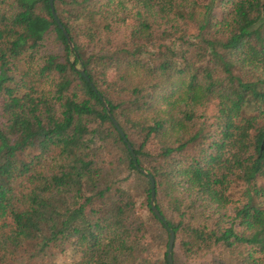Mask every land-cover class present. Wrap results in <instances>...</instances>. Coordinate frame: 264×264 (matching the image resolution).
<instances>
[{
  "label": "trees",
  "instance_id": "16d2710c",
  "mask_svg": "<svg viewBox=\"0 0 264 264\" xmlns=\"http://www.w3.org/2000/svg\"><path fill=\"white\" fill-rule=\"evenodd\" d=\"M52 5L0 0V264H167L98 96L172 264H264V0Z\"/></svg>",
  "mask_w": 264,
  "mask_h": 264
},
{
  "label": "water",
  "instance_id": "95a60500",
  "mask_svg": "<svg viewBox=\"0 0 264 264\" xmlns=\"http://www.w3.org/2000/svg\"><path fill=\"white\" fill-rule=\"evenodd\" d=\"M52 1L53 0H48V5H49V8H50V13H51L52 19L55 22V24L57 25L58 29L61 31V33H62V35H63V37H64V39H65V41H66V43L68 45L69 50L72 51L73 46H72V44H71V42L69 40V37H68L66 31L63 29V27L61 26L60 22L56 18V15H55L54 9H53V5H52ZM75 70L79 73V75L81 77L84 78V80L87 83H89V85L91 87V90L93 92H96L95 89H94V87L91 85V83L89 82L88 78L84 74V71L81 68H78V67H75ZM98 98L100 99L101 103L103 104V107L105 109V113H106V115H107V117H108L111 125L113 126V128L115 129V131L117 132V134L119 135V137L122 139V141L125 143V146L128 149V151L131 153V157L133 159V164H134L135 169L139 173H141L142 175H145L147 177L148 181H149V188H150L149 206H150V209H151L153 215L164 226V228L167 231L166 261H167V264H172L171 251H172V246H173V241H174V233L167 226L165 220L159 214V212L157 211V209H156V207L154 205V202H153V200H154V182H153V179L144 170H142V169H140V168L137 167V164L135 162L134 155L132 153V149H131L130 144L126 141L125 136H124L122 130L120 129V127L118 126V124L116 123V121L114 120V118L112 117V115L110 114L109 110L107 109V105H106L105 101L100 96H98Z\"/></svg>",
  "mask_w": 264,
  "mask_h": 264
},
{
  "label": "rangeland",
  "instance_id": "374dc122",
  "mask_svg": "<svg viewBox=\"0 0 264 264\" xmlns=\"http://www.w3.org/2000/svg\"><path fill=\"white\" fill-rule=\"evenodd\" d=\"M120 32H122L121 29H120ZM231 187H232V189H231L232 194L231 195H232L233 200H235L236 199V195H235L236 193L234 192V189H236V188L232 185H231ZM71 257H72L71 252H69V251L64 252L63 254L59 255V257H57V263L58 264H69L71 261ZM205 258L207 259L208 256ZM190 259H186V258L182 257L180 255L179 251L176 248H174L175 264H205L204 261L192 260V259L190 260Z\"/></svg>",
  "mask_w": 264,
  "mask_h": 264
}]
</instances>
